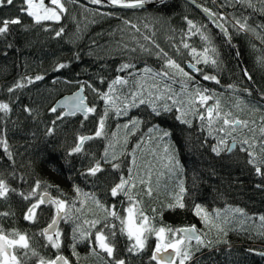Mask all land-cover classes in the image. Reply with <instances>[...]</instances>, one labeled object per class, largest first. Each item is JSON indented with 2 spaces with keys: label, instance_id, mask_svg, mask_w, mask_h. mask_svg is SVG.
Instances as JSON below:
<instances>
[{
  "label": "trees",
  "instance_id": "1",
  "mask_svg": "<svg viewBox=\"0 0 264 264\" xmlns=\"http://www.w3.org/2000/svg\"><path fill=\"white\" fill-rule=\"evenodd\" d=\"M193 1L208 9L226 28L237 56L217 28L184 0H150L148 4L155 5L139 10H125L110 4L95 5L89 0H62L66 11L61 14V19L40 24H35L32 17L21 12V7H27L23 0H14L12 5L0 7V20L16 17L21 20V24L10 25L9 33L0 37V102L8 103L11 109L6 114L0 111V139L7 140L12 153L9 158L0 146V178L17 192L25 194L32 190L36 181L41 182L36 196L28 201L11 192L7 199H0V213H9L0 216V227L5 233L15 230L29 237L27 257H24V249L14 250L22 264H38L39 257L53 259L59 253L67 257L70 264H112V258L93 243L95 232L105 223L108 225L106 234L109 230L117 234L115 259H124L126 264H156L149 249L154 234H149L143 251L129 253L127 249L132 242L126 234H120L121 220L108 216L105 211L115 210L121 218L127 216L125 209L130 207L127 197L123 193L113 197L110 189L119 183L121 175L129 176L130 168L135 184L130 194L138 201L136 207L156 228L195 225L205 240L207 246L200 247L199 251H196V242H191L193 259L186 264H264V256L258 254L264 251V236L261 235L264 223L259 220V216L264 215V187H257L258 184L264 186V179L255 175L254 167L247 163L246 152L233 149L229 154L225 152L217 156L211 151L216 144V135L222 134L218 129L223 126V120L214 118L209 125L196 95L197 88L207 89L205 94L212 97L210 104L214 106L219 101L220 113L231 112V117L246 121L244 115L254 109L255 114L262 113L260 122H264V0ZM44 2L48 3V0ZM185 17L196 27L189 30ZM237 20L247 24V30H240ZM131 25H136L139 31ZM61 28L64 32L57 37L55 33ZM202 35L208 40L202 41ZM184 43L189 45L187 49L208 48L217 64L200 68L202 72L191 71L186 64L193 62L183 47ZM141 45L148 51H144ZM213 48L215 52L211 51ZM160 49L195 78L187 82V91L182 83L186 77L174 74L152 77L140 71L145 67L155 72L162 70L165 59L156 55ZM58 63L69 66L54 71ZM124 63L135 65L130 70L135 75L117 71ZM203 74L215 75L220 83L204 80ZM37 75L44 76V79L32 84L23 79ZM118 75L128 81L115 85L113 98L119 97L116 100L118 107L123 108L125 102L131 103L130 93L141 85L153 93L151 99L162 96L156 101L158 107L162 108L165 103L172 106L175 101L172 111H161L157 116L145 104L130 108L127 116H117L115 109H111L105 119L104 134L85 141L81 152L70 155L79 136H94L106 107L97 92L87 85L107 92L109 83ZM17 81L26 86L9 93L7 89ZM81 83H84L87 105H94L96 112L89 114L87 119L79 114L57 119L62 112L54 113L50 109L60 97L77 91ZM154 84L156 87H152ZM229 85L233 87L229 88ZM141 98L149 99L148 92L144 91L136 99L137 104ZM177 109L187 113L184 118L190 120L191 125L176 119L182 114ZM131 117L142 121L134 133L131 128L122 127ZM251 118L252 115L248 123ZM153 126L167 130L171 135L160 140L162 133H149L148 129ZM49 129L53 131L49 133ZM252 135L239 136L238 142L248 139L251 147L241 145L260 154L261 133ZM166 144H171L169 152L179 160V168L169 161ZM97 161L104 171L91 176L88 169ZM113 164L120 167L114 169ZM149 173L151 196L146 194V186L140 183L141 179L149 180ZM181 180L186 189L188 209L165 211L161 217L160 209L172 202L171 197L179 192ZM77 188L80 192L76 191ZM43 191L54 199L66 200L72 209L71 218L60 222L59 250L52 248L39 235L51 221V208L42 209L35 223L24 219L30 202ZM96 200L104 207H99ZM195 204L202 205L210 213L209 223L194 215ZM237 207L242 208L247 216L231 211ZM153 209L157 210L156 213ZM92 220H101V223L91 228L85 221ZM77 225L89 235L88 239L77 240L76 255H73V228ZM76 235L79 237V233ZM249 249L256 251L250 252ZM32 250L38 255L32 256Z\"/></svg>",
  "mask_w": 264,
  "mask_h": 264
},
{
  "label": "snow or ice",
  "instance_id": "2",
  "mask_svg": "<svg viewBox=\"0 0 264 264\" xmlns=\"http://www.w3.org/2000/svg\"><path fill=\"white\" fill-rule=\"evenodd\" d=\"M67 2H75V0H67ZM150 0H89V3L95 4V5H103V4H110L114 7H121V8H142L145 4H148ZM242 2V0H241ZM14 3V0H0V7L5 5H12ZM24 5H27V7H21V12H26L29 17L33 18V21L35 24H40L42 21H59L61 19V14L66 11L64 3H62V0H50V4L54 5L55 7L45 6L44 0H39V3H34V0H23ZM204 11H208V9H204ZM101 15H110L109 13H100ZM185 20L187 22V25L189 26V30L192 28H195V24L192 20L187 19L185 17ZM125 23H129L128 21H125ZM21 24V20L19 17L12 18V19H2L0 20V37H3L9 33V26L10 25H18ZM236 24L239 25L240 30H247L248 26L245 23H240L239 20L236 21ZM131 27L136 28L137 31L139 29L136 25H131ZM147 27V25H145ZM221 27H223L221 25ZM199 32L200 30L197 29ZM64 32V29L61 28L59 31L55 33L57 37L61 36ZM225 35H228L227 30H224ZM145 39H149V37H145ZM202 39L208 40L207 36L202 35ZM11 47V45H9ZM127 47V45H125ZM157 48H159V45H156ZM184 48H189V45L187 43L183 44ZM141 48L143 49V45H141ZM144 51H148V49H143ZM132 51H135V49H132ZM211 51L215 52V49H211ZM209 52L208 48H205L203 51V63L208 64L211 63L213 65L217 64V60L209 57L207 53ZM191 53L193 55H197V50L195 48L191 49ZM156 55L162 56L165 59V64L163 65V68L159 72H155L152 68L145 67L144 69L140 70L143 73L151 74L152 77H170V75H181L183 77H186L187 79L183 81L184 84V90L187 91V82L188 81H194V77L189 74V72L185 71L184 68L180 66L179 63H177L174 59H172L167 52H165L163 49H160ZM78 58V57H77ZM200 60H197V63H199ZM69 65L67 63H58L56 65V68L54 71H59L60 69L67 68ZM189 67L195 71V72H202L201 69H198L196 67V64H189ZM135 65L131 63H124L119 66L117 69L118 72H128L129 76L135 75L131 69H134ZM172 69L175 70L174 73H170L168 70ZM245 75L247 76L248 73L245 71ZM251 79V77H248ZM24 80H27L28 84H32L35 81H40L44 79V76L37 75L34 78L33 77H24ZM204 80H212L215 81L217 84L220 83V81L216 78L215 75H208L203 74ZM67 82V81H66ZM103 82V80H102ZM128 81L122 77V76H116L114 80H112L109 83L108 91L107 92H100L99 90L92 87L91 84H88L87 86L89 88H92L93 91L97 92L98 96L104 101L106 107L104 110L103 116H101L99 120V126L97 127L94 136H79L78 142L76 143V146L72 149L70 155L72 153H79L81 152L84 142L92 140L97 137H101L104 134V128H105V119L109 115V111L111 109H115V114L117 116L128 115V110L130 108L139 107V105H148L151 107L152 113L159 116L161 115V111L163 112H170L172 111V107L175 105V101L173 102V105L170 106L167 103L162 105L161 107H158L156 104L157 100H160L162 98L161 95H156L154 99H151L153 96V93L148 90L144 89L141 85H138L137 91H132L130 93V96L133 98L131 103L125 102L123 108L118 107L116 105V100L119 99V97L113 98V93L115 92V85L118 84H127ZM26 85L25 83L21 81H17L14 83L11 87L7 89L9 93L13 92L15 89L18 88H24ZM152 87H156V85H152ZM229 88L233 87L232 85L228 86ZM84 83H81L80 85V92H83ZM169 91H171L170 87L168 88ZM144 91L148 92L149 99H139V104L136 103V99L141 97L144 93ZM247 91V90H245ZM207 89H196V95L199 97V102L201 104H205L209 99L212 97L210 95H206ZM168 99H171V96L168 97ZM86 97L83 95L77 93L74 94L72 97H68L64 101V106L66 107L67 111L62 112L60 116H57V119H60L63 115L68 116H75L77 113H82L84 118L87 119L89 114L96 112V107L93 105L89 107L85 103ZM0 111L4 112L5 114L11 111L10 106L8 103L0 102ZM25 111L31 112V109L25 108ZM52 112H56L57 108L53 107L50 109ZM177 111H181V115H178L176 119L180 121L183 124L191 125V121L185 119L184 117L187 115L186 112H183L182 109H177ZM215 113V117L214 114ZM231 112L224 113L221 115L219 111V101L217 100L216 104L214 106H210L207 108V116H208V123L211 125L214 121V118L219 120H223V126L218 129L219 132L225 133V137L231 136L232 132L236 130V126L240 127H247L248 122L247 121H241L236 119H229L231 116ZM200 119H204V115H200ZM55 123V121H53ZM142 121L137 117H131L129 118L128 122L123 124L122 127L124 129L131 128V132H135ZM118 127H120L118 125ZM231 128V131L228 129ZM49 133L53 131V129L48 130ZM149 133L156 131L157 133H162L159 136L160 140H163L166 137H169L171 133L167 130L159 129L156 126H153V128L148 129ZM261 133V144H260V154H257L255 151H249V148H241V151H244L247 153L248 160L247 163L249 165H252L255 169V175L261 177L264 179V127L260 128ZM212 134L211 127L209 128V135ZM115 135V133H113ZM225 137H218L217 144L213 145L211 147V151L215 153L217 156H220L223 152L231 153L233 151V148L236 146L235 143V137H233V143L231 145L227 144ZM126 142V141H125ZM244 145H251L249 144V140L245 139L241 142ZM0 146H2L4 153L7 154L9 158H11L12 153L9 150V145L7 143L6 139H0ZM171 144L165 145V153L168 155V159L170 162H174L175 166L177 168L180 167L179 160L176 159L175 155L171 154L169 152V149L171 148ZM107 156V150H105V157ZM115 159V157H113ZM133 163H135V157H133ZM112 167L114 169H118L120 166L118 164H113ZM104 171V169L101 167L100 161H97L96 164L88 169V174L91 176H96L97 173H100ZM131 168L129 169V176L125 178L123 175H121L119 183H116L115 186H113L110 189V194L113 197H117L119 194L123 193L130 204V207L125 209V212L127 213V216L125 218H121L117 211L111 210L108 211L105 209V211L108 212V216H111L115 219L121 220V229L120 234L124 235L126 234L130 243V246L128 247L127 251L129 253H138L144 250L146 246V241L148 239L149 234H155L157 237V244L156 248L152 253L151 259L156 261L157 264H175V261L177 258L179 259V264H186L187 261H190L193 259V252L191 251L192 245L191 242H196V251L200 250V247L207 246L205 244V240L202 238V236L198 233L196 226L191 225L188 227H180V228H172L170 226H161L159 228H156L150 218L146 215H144L143 211L136 207L138 204V201L134 199V197L130 194L132 188L135 187V184L132 183L133 177L131 175ZM171 171V168L169 169ZM150 176L151 173H149V180L145 181L143 179L140 180L141 184H144L146 186V194L148 196L152 195V187L150 183ZM41 182L38 180L36 181L35 185L33 186L32 190L25 194L24 192H17L16 189L11 188L9 184L2 178H0V199H7L9 196V193H16L18 196L21 197V199L28 201L31 198L35 197L37 194V190L40 188ZM257 187H264L262 185H257ZM77 192H80V189H76ZM185 195H186V189L184 187V183L181 180L179 182V192L172 195L171 200L172 202L164 205L160 209V215L162 217L163 212L165 211H172L176 212L177 210H187L188 206L185 203ZM93 198H95V194H93ZM74 203V202H73ZM43 204H50L55 205L56 208V218L52 220V222L47 226V228H44L39 235L46 237L48 244L57 250L61 248V237L62 233L56 229V225L58 223L59 219H65L68 220L71 218V207L69 206L68 202L66 200L62 199H53L51 198L47 192L41 193L40 198L35 202L31 203L30 206L27 208V211L24 214V219L30 222H35L37 219L36 216V210L40 208ZM96 204L103 208V204L99 200H96ZM77 211H80V209H77ZM153 213H156V209L152 210ZM234 213H240L241 215L247 216V214L244 212L242 208H233L231 209ZM194 215L199 217L204 223H209L211 219L210 213L200 204H195L193 208ZM219 211L216 212V215L219 216ZM9 213H0V216H7ZM106 219V218H105ZM154 219V217H153ZM259 220L264 223V215L259 216ZM227 222V221H226ZM243 222V221H242ZM85 223L89 224L91 228H95L98 224L101 223V220H92V221H85ZM217 227H219L217 225ZM106 230H108V225L105 223L104 227L100 230L95 232V239L93 243L103 252L107 254L109 258H112V264H126V261L124 259H115L116 255V249H115V237L116 232L109 230L106 234ZM77 233H79V237H77ZM88 233L85 231H82L79 225H77L75 228H73V244L71 245L73 249V255H76L75 253V244L77 240H85L88 239ZM262 236H264V233H261ZM15 237V238H10ZM111 237V241H110ZM134 241V242H133ZM16 249H24V257H27L28 250L30 249L29 244V237L26 234H20L13 230L10 233H5L4 229L0 227V264H22L21 259L16 255L15 251ZM168 249H172L174 252V256H164L161 257L160 253L167 252ZM96 249L93 248V252H95ZM249 251H256L255 249H249ZM98 254V253H97ZM259 255L264 256V251L258 252ZM38 254L35 252V250H32V256H37ZM38 264H70V261L67 257L61 254H57L54 259H45L44 257H39Z\"/></svg>",
  "mask_w": 264,
  "mask_h": 264
},
{
  "label": "rangeland",
  "instance_id": "3",
  "mask_svg": "<svg viewBox=\"0 0 264 264\" xmlns=\"http://www.w3.org/2000/svg\"><path fill=\"white\" fill-rule=\"evenodd\" d=\"M34 3H39V0H34ZM45 3V2H44ZM45 6H50V7H55L54 5H51L50 4V0H48V3H45ZM200 36V35H199ZM200 39V38H199ZM201 40L202 41H204V39H202L201 38ZM206 42V41H205ZM188 50V53H189V55L191 56V59H192V62H193V64H196V66H198V65H200V66H198V68L200 69H202V68H204V66L206 67V66H209V65H211V63H208V64H205V63H203V51H204V49H202V50H197V55H193L192 53H191V49H187ZM207 55L209 56V57H211V53H207ZM212 58V57H211ZM200 60V62L199 63H197V60ZM190 64V63H189ZM198 99H199V97H197ZM196 100V99H195ZM256 110H254V109H252L249 113H247V114H245L244 115V117H245V119H246V121L248 122V118L250 117V115H252V121L251 122H249L248 124H247V127H240V126H238V127H236V130L234 131V132H232V135L231 136H227V137H225V133H222L221 135H216V139H215V142H216V144H217V140H218V137H225L226 138V142H227V144H229L230 145V142L231 141H233V137H235V141L236 142H238V140H239V136L241 137L242 135H246V136H248V137H250L252 134H259V132H260V128L261 127H263L264 126V122H260V118H261V116H262V113L260 112V113H254ZM248 112V111H247ZM221 115H223L222 113H221ZM253 115H254V117H253ZM215 117V116H214ZM229 119H236V120H241V121H243V119H241V118H235V117H229ZM218 121V120H217ZM229 131H231V128H229L228 129ZM253 136V135H252ZM241 148H244L242 145H241V143L240 142H238V144H236V146L234 147V149H236L238 152H243V151H241ZM223 153H225V152H223ZM226 154H228L227 152H226ZM44 192H47V191H43V192H41V193H44ZM40 193V194H41ZM48 193V192H47ZM40 194L38 195V197L37 198H35L34 200H32L31 202H30V204L31 203H35L39 198H40ZM49 194V193H48ZM51 197L54 199V197L51 195ZM30 204H29V206H30ZM44 208H46V209H48V208H51V210L53 211V213H52V218H51V220L53 219V217L56 215V208H55V205H50V204H48L47 206H43V205H41L40 206V208H38L37 210H36V216L38 217L39 216V209H44ZM26 211H27V209H26ZM28 222H30V221H28ZM51 222V221H50ZM30 223H35V222H30ZM60 226V225H59ZM154 234V233H153ZM154 236H155V239L153 240V242L151 243V245H150V247H149V249L151 250V252L152 251H154L155 250V248H156V244H157V237H156V235L154 234ZM15 238V237H14ZM45 238V237H44ZM45 241L48 243V241H47V239L45 238ZM147 242V241H146ZM179 259L180 258H177L176 259V261H175V264H179ZM156 264H157V262H156Z\"/></svg>",
  "mask_w": 264,
  "mask_h": 264
},
{
  "label": "water",
  "instance_id": "4",
  "mask_svg": "<svg viewBox=\"0 0 264 264\" xmlns=\"http://www.w3.org/2000/svg\"><path fill=\"white\" fill-rule=\"evenodd\" d=\"M185 2H187V3H189V4H191L202 16H204L207 20H209L216 28H217V30L224 36V38L227 40V42L229 43V45L231 46V48H232V50L234 51V53H235V55L237 56V51H236V49H235V47H234V44H233V42H232V40L230 39V36H229V33H228V35L226 36L225 35V32H224V30L226 29L222 24H220L219 23V21L210 13V12H208V11H204V8H202L201 6H199L195 1H193V0H184ZM153 5H155V3H153V4H145L142 8H121V7H119V8H121V9H125V10H139V9H145V8H147V7H151V6H153ZM221 25L223 26V27H221ZM187 65V67L191 70V71H193L190 67H189V63H187L186 64ZM77 93H79V94H81V95H83L84 96V92H80V88L77 90V91H75V92H73V93H71V94H66V95H64V96H62V97H60L56 102H55V104H54V107H56L57 108V110L58 109H60V110H63V112H66L67 111V109H66V107L64 106V101H65V99L66 98H68V97H72L74 94H77ZM85 97V96H84ZM85 103H86V101H85ZM87 104V103H86ZM210 106H212V104H210L208 107H210ZM207 107V108H208ZM207 108H206V110H207ZM78 114H80L81 116H83V114L82 113H78ZM65 116H68V115H65ZM208 117V116H207ZM237 127V126H236ZM233 142H231L230 143V145L232 144ZM236 143V142H235ZM234 149V148H233ZM228 153V152H227ZM50 197H51V194L49 193L48 194ZM52 198V197H51ZM48 204H43V206H47ZM54 218H56V215L53 217V219ZM52 219V220H53ZM52 220H51V222H52ZM61 220H62V218L61 219H59L58 220V223H57V225H56V229L58 230V227H59V224H60V222H61ZM50 222V223H51ZM49 223V224H50ZM49 224H47L44 228H47V226L49 225ZM43 228V229H44ZM42 229V230H43ZM152 253H153V251H152ZM59 254H61V253H59ZM61 255H63V254H61ZM169 255H172V256H174V252H173V250L172 249H168L167 250V252H162V253H160V256L161 257H164V256H169ZM55 258V257H54ZM53 258V259H54ZM156 262V261H155Z\"/></svg>",
  "mask_w": 264,
  "mask_h": 264
},
{
  "label": "flooded vegetation",
  "instance_id": "5",
  "mask_svg": "<svg viewBox=\"0 0 264 264\" xmlns=\"http://www.w3.org/2000/svg\"><path fill=\"white\" fill-rule=\"evenodd\" d=\"M198 103L200 104V106H201V108L203 109V111L205 112V114L207 115V110H206V108L210 105V103H211V99H209L205 104H201L200 102H199V100H198ZM229 154V153H228ZM42 209H39V211H41ZM60 225V224H59ZM44 228V227H43ZM42 228V229H43ZM58 230L60 231V226L58 227ZM42 231V230H41ZM44 237V236H43ZM46 238V237H45ZM57 255V254H56ZM55 255V256H56ZM54 256V257H55Z\"/></svg>",
  "mask_w": 264,
  "mask_h": 264
},
{
  "label": "bare ground",
  "instance_id": "6",
  "mask_svg": "<svg viewBox=\"0 0 264 264\" xmlns=\"http://www.w3.org/2000/svg\"><path fill=\"white\" fill-rule=\"evenodd\" d=\"M53 107H54V105H53ZM57 111H61V112H63V110H60V109H58ZM78 114V113H77ZM80 115V114H79ZM63 116H65V115H63ZM81 116V115H80ZM83 117V116H82ZM151 255H152V252H151Z\"/></svg>",
  "mask_w": 264,
  "mask_h": 264
}]
</instances>
